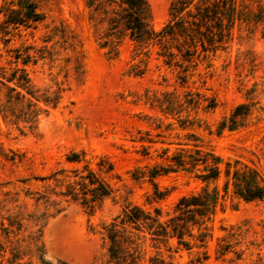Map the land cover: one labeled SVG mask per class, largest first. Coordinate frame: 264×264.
I'll return each mask as SVG.
<instances>
[{
	"label": "rangeland",
	"instance_id": "374dc122",
	"mask_svg": "<svg viewBox=\"0 0 264 264\" xmlns=\"http://www.w3.org/2000/svg\"><path fill=\"white\" fill-rule=\"evenodd\" d=\"M33 1L43 19L9 28V45L31 44V52L44 55L27 66L29 75L38 92L58 90L60 97L40 113L35 131L20 132L0 117V264H110L103 223L128 204L158 206L164 216L179 196L200 188L195 172L160 171L153 180L164 194L152 197L149 168L164 166L179 148L196 144L221 158L218 179L209 183L221 192L227 161L264 179V0H243L249 18L234 22L222 47L197 45L188 60L177 54L169 63L159 44L138 46L125 34L108 51L105 14L86 0ZM146 2L149 25L159 29L169 0ZM0 53L5 63L1 40ZM240 103L246 108L234 126L218 129ZM73 150L112 188L92 210L59 195L64 186L51 177L40 178L79 166L66 160ZM99 160L112 169L99 171ZM263 222L264 200L245 201L229 186L204 244L147 239L143 262L157 253L173 264H264ZM230 226L248 227L236 246L242 253L216 257L217 237Z\"/></svg>",
	"mask_w": 264,
	"mask_h": 264
},
{
	"label": "trees",
	"instance_id": "16d2710c",
	"mask_svg": "<svg viewBox=\"0 0 264 264\" xmlns=\"http://www.w3.org/2000/svg\"><path fill=\"white\" fill-rule=\"evenodd\" d=\"M86 3L93 10L100 9L105 14L107 29L102 45H107L108 51L115 52L118 37L125 34L138 46L159 44L163 48L160 54L165 57L166 63L177 54L181 59L188 60L197 50V45L201 51L222 47L230 38L234 22L244 15L248 19L250 15L240 6L243 0H169V18L159 29H154L149 25L146 0H86ZM0 13L3 15L0 40L6 55L5 63H0V117L20 132L35 131L40 113L57 105L59 91L38 92L27 66L44 55L31 52V44L10 46L11 37L8 33L9 28L35 26L43 19V14L36 10L33 0H4L0 5ZM243 108H246V104H237L231 114L219 122L218 129L233 127L236 117L243 113ZM66 160L80 165L70 169V173L58 169L47 176H40L51 177L55 184L63 185L64 188L57 192L59 195L78 200L89 210L111 195V186L90 166L82 151H70ZM100 160L97 162L99 171L112 169L110 161L104 166ZM220 162L218 155L193 144L192 147L175 150L164 166H151L146 175L152 184L154 199L164 194L153 180L160 171L181 169L195 172L201 186L179 196L171 211L164 216L158 206L146 209L137 204L125 205L120 213L102 224L107 242V262L146 264L143 262V245L147 239L159 242L175 238L177 243L186 247L196 241L200 245L204 244L210 235L207 223L228 193L229 186L234 196L245 201L264 200V179L249 166H236V161L232 165L225 162L222 192L216 185L209 187V183L218 179ZM39 195L36 199L44 197V194ZM261 227L264 241V222ZM246 231L248 227L230 226L217 237L214 250L216 257L224 258L231 251L239 258L242 251L236 246L240 245ZM148 259V264H173L157 253Z\"/></svg>",
	"mask_w": 264,
	"mask_h": 264
}]
</instances>
